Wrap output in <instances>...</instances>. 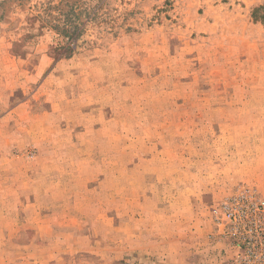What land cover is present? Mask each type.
<instances>
[{
  "label": "rangeland",
  "instance_id": "rangeland-1",
  "mask_svg": "<svg viewBox=\"0 0 264 264\" xmlns=\"http://www.w3.org/2000/svg\"><path fill=\"white\" fill-rule=\"evenodd\" d=\"M240 193L264 201V0H0V264H264Z\"/></svg>",
  "mask_w": 264,
  "mask_h": 264
},
{
  "label": "built area",
  "instance_id": "built-area-1",
  "mask_svg": "<svg viewBox=\"0 0 264 264\" xmlns=\"http://www.w3.org/2000/svg\"><path fill=\"white\" fill-rule=\"evenodd\" d=\"M264 208V201L256 200L252 195H244L240 193L236 197L224 202L221 207L222 218L229 224L240 226L244 224H253L256 210ZM248 231L252 233V228L248 227Z\"/></svg>",
  "mask_w": 264,
  "mask_h": 264
},
{
  "label": "trees",
  "instance_id": "trees-1",
  "mask_svg": "<svg viewBox=\"0 0 264 264\" xmlns=\"http://www.w3.org/2000/svg\"><path fill=\"white\" fill-rule=\"evenodd\" d=\"M76 36H77V34L75 35V33H73L70 37L72 38V39H74V38H76Z\"/></svg>",
  "mask_w": 264,
  "mask_h": 264
}]
</instances>
